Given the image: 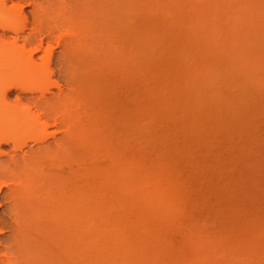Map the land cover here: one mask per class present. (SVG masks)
I'll list each match as a JSON object with an SVG mask.
<instances>
[{"label": "rangeland", "instance_id": "rangeland-1", "mask_svg": "<svg viewBox=\"0 0 264 264\" xmlns=\"http://www.w3.org/2000/svg\"><path fill=\"white\" fill-rule=\"evenodd\" d=\"M6 8L0 82L35 88L14 125L46 139L0 144V264H264V0Z\"/></svg>", "mask_w": 264, "mask_h": 264}, {"label": "bare ground", "instance_id": "bare-ground-1", "mask_svg": "<svg viewBox=\"0 0 264 264\" xmlns=\"http://www.w3.org/2000/svg\"><path fill=\"white\" fill-rule=\"evenodd\" d=\"M7 0H0V28L5 32L8 30L18 31V29L13 24V17L16 16V11L8 10L6 8ZM17 17V16H16ZM40 17V16H39ZM41 18V17H40ZM64 27V25H63ZM12 57L20 60L23 65L18 68L13 69L12 73H7V78L27 75L35 71L38 65L33 60V53H14ZM38 69V68H37ZM52 85H48L45 87L37 88L42 97V103L46 106V110L50 113L58 114L63 113L62 123L69 124L72 122V118L74 117V111L72 110L74 107V95L69 94L68 96L60 95L54 96L53 98L46 97L47 93L50 91V87ZM13 90H17L20 94L34 93L36 90L32 87H27L25 84H14L12 80L4 79L0 82V127L4 129V131L0 132V144L9 143V142H21L24 145L29 139H33L34 142H44L46 138L40 140L38 138L27 137L28 133H20L17 131L16 125L14 122L17 120L16 108L17 105L21 104L22 99L18 97L17 102H10L9 97ZM47 127V124L45 128ZM32 136V135H31ZM27 137V138H26ZM1 153V152H0ZM39 155L41 151H36L33 154ZM14 160V159H13ZM15 166L17 165V161L14 160ZM20 189H25L26 185L21 183Z\"/></svg>", "mask_w": 264, "mask_h": 264}]
</instances>
